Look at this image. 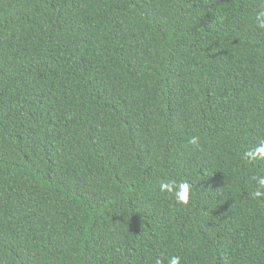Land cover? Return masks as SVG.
Here are the masks:
<instances>
[{"label": "trees", "instance_id": "obj_1", "mask_svg": "<svg viewBox=\"0 0 264 264\" xmlns=\"http://www.w3.org/2000/svg\"><path fill=\"white\" fill-rule=\"evenodd\" d=\"M261 10L0 0V264H264Z\"/></svg>", "mask_w": 264, "mask_h": 264}, {"label": "clouds", "instance_id": "obj_2", "mask_svg": "<svg viewBox=\"0 0 264 264\" xmlns=\"http://www.w3.org/2000/svg\"><path fill=\"white\" fill-rule=\"evenodd\" d=\"M255 23L259 28L264 29V10L259 11L255 16ZM195 148H199L200 138L193 136L189 141ZM247 161L264 160V139L260 140L254 147L245 153ZM257 187L250 193V196L259 200L264 198V175H256L253 177ZM192 184L187 180L168 179L161 181L159 184L160 192L172 194L178 204L188 205L192 198ZM156 264H163V261L158 259ZM168 264H180V257L173 256L168 261Z\"/></svg>", "mask_w": 264, "mask_h": 264}]
</instances>
